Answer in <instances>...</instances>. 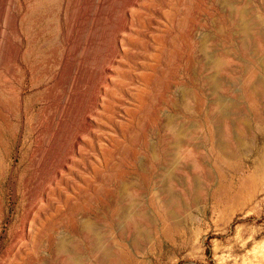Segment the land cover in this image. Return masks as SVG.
Segmentation results:
<instances>
[{
    "label": "rangeland",
    "instance_id": "obj_1",
    "mask_svg": "<svg viewBox=\"0 0 264 264\" xmlns=\"http://www.w3.org/2000/svg\"><path fill=\"white\" fill-rule=\"evenodd\" d=\"M111 1L0 0V264H264V70L229 32L264 0ZM211 58L252 113L210 122Z\"/></svg>",
    "mask_w": 264,
    "mask_h": 264
},
{
    "label": "bare ground",
    "instance_id": "obj_2",
    "mask_svg": "<svg viewBox=\"0 0 264 264\" xmlns=\"http://www.w3.org/2000/svg\"><path fill=\"white\" fill-rule=\"evenodd\" d=\"M111 1V0H110ZM102 2V1H101ZM112 2V1H111ZM129 2V1H128ZM91 4V3H90ZM113 4V3H112ZM102 4H100L101 6ZM138 4H136L137 6ZM114 6V5H113ZM108 7V6H107ZM142 7V6H141ZM144 9V8H143ZM89 10V9H88ZM99 10V9H98ZM113 11V10H112ZM128 11V10H127ZM223 11V10H222ZM226 12V11H225ZM99 13V12H98ZM106 13V12H105ZM104 13V14H105ZM127 13V12H126ZM249 12L245 9H239V10H233L229 13V19H230V27H229V32L231 35V38L235 42V48L237 49V53L242 54L244 57H250L252 59V64L255 65V68L257 70H264V51L260 49L257 45H254L252 43H256L257 40L261 41L264 43V31L257 30L256 26V21L253 19H246L248 18ZM107 14V13H106ZM105 14V15H106ZM120 14V13H119ZM139 15L138 13H136ZM224 14V13H223ZM101 15V14H100ZM112 16V15H111ZM130 16V15H128ZM110 17V16H109ZM225 17V16H224ZM255 17V15H254ZM138 18V17H137ZM112 20V19H111ZM229 21V20H228ZM121 22V20H120ZM227 22V21H226ZM130 23V20H129ZM139 24V23H138ZM229 24V23H227ZM119 25V23H118ZM129 26V24H128ZM135 26V25H134ZM80 27V26H79ZM136 27V26H135ZM139 27V26H138ZM77 28V27H76ZM129 28V27H126ZM133 30V29H132ZM108 31V30H107ZM127 31V30H126ZM228 31V30H227ZM133 33L135 32L132 31ZM123 34V33H122ZM122 36V35H121ZM120 36V37H121ZM104 37V36H103ZM128 38V37H127ZM113 39V38H112ZM115 39V38H114ZM104 40V39H103ZM90 41V40H89ZM122 41V40H121ZM120 41V42H121ZM73 42V41H72ZM119 42V43H120ZM230 42V41H229ZM82 45V44H81ZM120 45V44H119ZM129 45V44H128ZM204 46V45H203ZM69 47V46H68ZM81 47V46H80ZM77 49V48H76ZM121 49V48H120ZM123 49V48H122ZM223 51V50H222ZM77 52V51H76ZM111 52V51H110ZM225 53V52H223ZM111 54V53H110ZM210 54V53H209ZM228 54V53H227ZM75 55V54H74ZM233 55V53H232ZM239 54H237L238 56ZM118 56V55H117ZM231 56V55H230ZM120 57V56H118ZM128 58V57H127ZM117 59V58H116ZM247 61V60H246ZM116 62V60H115ZM114 62V63H115ZM90 64V63H89ZM116 64V63H115ZM88 66V65H87ZM206 69L208 68L211 70V75L207 78L205 81V86L207 89L213 94L215 97L212 98L210 102V110H209V120L210 122L213 121L215 124H218L220 122H226L229 119L230 115V109H239L242 114L247 115L249 113H252L251 109H248L246 111L244 108L240 109L238 106H230L227 103L223 102L221 98L219 97V91L222 86L225 85H230V86H235V81L232 82L231 80L227 79L226 77L219 76L220 72H223L224 70H229V71H234V69L229 66L227 61H224L219 58H211L206 65ZM111 68V67H110ZM115 68V67H112ZM111 68V69H112ZM223 68V69H222ZM107 69V68H106ZM109 69V68H108ZM222 69V70H220ZM113 70V69H112ZM241 73V72H240ZM242 73H243V80L242 84L246 85V88H251V93H250V99H255L258 98L260 101L264 102V83L262 82H255L256 74L253 71V68L251 66H245L243 65L242 67ZM204 74V73H202ZM72 76V75H71ZM206 76V75H205ZM208 76V75H207ZM77 78V77H76ZM206 79V78H205ZM83 82V81H81ZM238 82V81H237ZM239 83V82H238ZM229 87V86H228ZM133 90V89H132ZM231 90V88H230ZM238 90V89H237ZM236 91V90H235ZM128 93V92H127ZM210 94V93H209ZM222 94V93H220ZM211 96V95H210ZM209 96V97H210ZM222 96V95H221ZM65 97V95H64ZM101 97V96H100ZM131 97V96H130ZM206 98V97H205ZM133 99V98H132ZM184 99V98H183ZM198 101V100H197ZM232 101V100H231ZM263 104V103H262ZM71 105V104H70ZM93 106V105H92ZM96 107V106H95ZM198 108V107H197ZM103 109V108H102ZM208 109V108H207ZM60 110V109H59ZM198 110V109H197ZM123 111V109H122ZM96 112V110H95ZM125 112V111H124ZM264 113V112H263ZM96 114V113H94ZM100 114V113H99ZM201 114V113H200ZM103 115V114H102ZM207 115V113H206ZM131 117V116H130ZM67 118V117H66ZM62 119V118H61ZM89 119V118H88ZM92 120V119H91ZM208 120V121H209ZM67 121V119H66ZM89 121V120H88ZM88 123V122H87ZM243 123V122H242ZM89 124V123H88ZM109 124V123H108ZM236 125V124H235ZM67 126V125H65ZM191 126V125H190ZM79 127V126H78ZM98 127V126H97ZM70 128V127H69ZM190 128V127H189ZM213 129V128H212ZM81 130V129H80ZM67 132V131H66ZM178 134V133H177ZM180 135V134H179ZM177 137V136H176ZM182 137V136H181ZM219 140H218V147L219 149L224 153L225 157H230L229 151H228V146L229 144L225 140V135L222 133H219ZM79 139V138H78ZM242 139V138H241ZM81 140V139H80ZM237 140V139H236ZM78 141V140H76ZM181 141V140H180ZM243 141V139H242ZM180 143V142H179ZM237 143V142H236ZM239 143V142H238ZM79 144V143H78ZM78 144L76 146H78ZM112 145V144H111ZM181 145V144H180ZM239 145V144H238ZM71 150V149H70ZM77 150V149H76ZM80 152V151H79ZM78 154V153H77ZM81 154V153H80ZM221 156V155H220ZM222 158V157H221ZM70 162V161H69ZM73 163V162H72ZM75 164V163H73ZM61 165V164H60ZM61 167V166H60ZM163 168V167H162ZM164 170V169H163ZM165 171V170H164ZM60 173V172H59ZM58 174V173H57ZM147 175V174H146ZM165 175L166 180L173 178L171 173L167 172ZM152 177V176H151ZM176 179V178H175ZM162 182V181H161ZM160 182V183H161ZM167 182V181H165ZM247 184V183H246ZM214 185V184H213ZM240 186V185H239ZM231 187V186H230ZM197 190V186H196ZM165 193L168 195L167 201L168 203H165L168 208L169 207V197H171L172 193L169 190H165ZM226 195V194H225ZM171 199V198H170ZM132 205V204H131ZM132 208V207H131ZM127 209H129L127 207ZM115 210V209H114ZM126 210V209H125ZM124 210V211H125ZM128 211V210H127ZM170 211V210H169ZM168 211V212H169ZM174 211V210H173ZM172 211V212H173ZM32 212V211H31ZM127 213V212H126ZM129 213V212H128ZM31 214V213H30ZM31 217V216H30ZM28 216V218H30ZM128 217V216H127ZM29 220V219H28ZM85 223V222H84ZM87 223V222H86ZM89 223V222H88ZM114 226V225H113ZM83 227V226H82ZM84 228V227H83ZM133 229V227H132ZM86 230V229H85ZM120 231V230H119ZM118 231V232H119ZM133 237V236H132ZM122 238V237H121ZM123 239V238H122ZM88 242V241H87ZM127 242V241H126ZM51 244V243H50ZM66 244V243H65ZM61 246V245H60ZM59 246V247H60ZM89 248V247H88ZM66 255V254H65ZM65 263V262H64Z\"/></svg>",
    "mask_w": 264,
    "mask_h": 264
}]
</instances>
